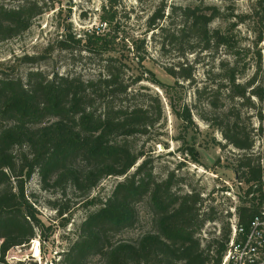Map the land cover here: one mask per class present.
I'll return each instance as SVG.
<instances>
[{
  "label": "trees",
  "instance_id": "16d2710c",
  "mask_svg": "<svg viewBox=\"0 0 264 264\" xmlns=\"http://www.w3.org/2000/svg\"><path fill=\"white\" fill-rule=\"evenodd\" d=\"M105 1L101 26L79 37L65 33L56 39L62 50L83 45L89 53L106 54L103 71L96 78L86 80L59 73L50 76L40 70L20 76L4 71L6 67L14 70L16 62L37 63L44 58L41 55L16 57L14 64L0 62V264H6L5 255L10 249L37 237L45 242L49 234L45 231L51 230L50 226L45 228L27 193V184L35 174L44 189L60 190V198L51 201V206L61 226L72 220L74 198H81L76 204L94 207L55 264H88L96 257L100 264H221L231 236L230 221L224 223L219 236L203 245L204 226L218 218L215 208L204 209L201 192L177 189L174 173L157 180L145 151L133 142L161 124L164 107L158 96L152 103L132 102L136 94L125 79L127 63L123 55L116 54L122 32L117 9L121 0ZM248 1L250 11L236 13L235 4L224 12L218 4L196 0L195 6L173 7V13L180 10L185 20L179 33L166 35L167 28L160 27L171 44L181 45L193 37V48L215 52L223 49L228 55L219 62L216 87H196L195 97L219 109L214 118L207 120L221 129L229 144L242 151L236 163L228 167L247 185V203L237 208L242 224H248L264 205V153L255 154L253 129L245 124L242 111V106L257 107L258 101L259 130L263 131L262 51L257 52L253 74L243 80L250 68V63L245 62L249 49L239 35L240 26L247 24L251 15L264 26V0ZM57 2L61 4L63 0ZM48 9L45 0H0V42L28 31ZM165 10L162 0L161 7L148 20L150 30L159 27L166 17ZM218 19L226 22L225 27L212 28ZM252 29L258 45L264 38L257 33V27ZM133 45L141 48L136 40ZM51 48L48 45L46 51ZM138 57L141 65L144 58ZM167 71L178 80H193L192 70L184 64L170 66ZM146 72L151 74V81L169 91L148 70L134 82L142 81ZM180 100L170 97V104L189 128L194 125L193 115L188 106L177 108ZM192 148L185 153L194 154ZM108 177L123 178L107 197L92 196ZM145 200L151 208V229L135 238L124 237L138 223L137 206Z\"/></svg>",
  "mask_w": 264,
  "mask_h": 264
},
{
  "label": "rangeland",
  "instance_id": "374dc122",
  "mask_svg": "<svg viewBox=\"0 0 264 264\" xmlns=\"http://www.w3.org/2000/svg\"><path fill=\"white\" fill-rule=\"evenodd\" d=\"M48 10L35 19L31 28L22 35L13 39L0 42V62L14 64L16 57L24 55H41L43 59L37 63L16 62L14 70L4 68L6 73L11 75L25 76L30 70H40L52 76L55 73L65 75H76L83 79L96 78L103 71L106 63V54H92L85 50L84 46L71 48L70 50L59 49L56 39L62 34L73 33L78 37L85 31L93 30L101 26L102 7L105 0H63L58 4L57 0H45ZM165 19L159 22V27L150 30L149 18L161 7L162 0H121L118 9V20L122 32L119 38L117 55H123L127 63L125 79L131 84L130 90L136 94L132 99L134 103H152L154 97L158 96L163 103L164 118L159 126H156L146 136H137L133 140L139 150H144L146 157L150 159L155 177L157 180L165 179L170 173H174L176 188L179 190L199 191L205 199L204 209L214 207L217 212L216 220L209 221L204 226L201 234L202 244L205 245L220 235L226 221H230L237 208L247 203V185L239 179L229 165L236 163L242 151L236 149L222 134L221 129L207 119L214 118L219 111L206 104V100H198L195 97L196 87L207 86L215 88L218 79V65L221 59L228 55L222 49L215 51H202L201 47L193 48L196 45L193 37L183 44H171L168 37L162 34L160 27H166L167 33H179L184 26V17L180 10L173 13V7L195 6L196 0H164ZM210 4H218L224 12L227 8L233 7L235 11H250L251 3L248 0H236V2H222L219 0H206ZM10 3V2H7ZM264 10L262 11V15ZM258 17L250 16L247 24L240 26L241 42L249 49L247 51L246 63H250L249 70L243 78L248 79L255 69L258 61L259 50L262 51L264 65V41L256 45V34L253 27H257V33L264 38V26L259 22ZM226 22L215 20L211 27H225ZM138 41L140 49L133 45ZM48 45H52L49 52ZM144 58L140 65L138 61ZM179 63L190 68L193 72V80L177 79L173 77L167 68L179 66ZM144 67V68H143ZM2 68H0L1 72ZM154 73L156 79L169 87L166 92L159 84L150 80L151 74L144 73L140 82H134L138 75L145 71ZM149 77V78H148ZM176 81H179L176 84ZM215 92V91H212ZM224 92H222V96ZM170 97L175 101L180 98L177 108L188 106L191 109L194 125L187 128L186 123L174 113L170 104ZM257 107L247 108L242 106L245 115V124L253 129L256 141L254 152L256 155L264 153V126L263 131L259 130L260 121ZM230 107V105H226ZM263 105H261V108ZM190 147L193 153L186 154ZM198 158V162L195 158ZM264 164V159H261ZM141 162V160H140ZM139 162V163H140ZM137 163V165L139 164ZM137 165L131 170L134 172ZM123 177H108L93 191L92 196L100 195L107 197L116 184ZM27 193L35 203L40 218L45 228L51 227L45 242H41L44 261L55 264L69 245L76 237L79 224L85 219L88 211L93 206H83L81 198L72 200L73 216L71 222L63 227L57 218L56 210L51 206V201L60 198L61 193L55 187L44 189L40 177L35 174L27 184ZM139 221L134 228L127 231L126 238H135L138 235L149 231L152 227L151 208L147 200L138 204ZM37 239H40L38 237ZM29 245L20 254L26 255V262L22 264L37 263L29 259ZM15 248V247H14ZM28 254V255H27ZM39 264V263H37ZM88 264H100L99 258H91Z\"/></svg>",
  "mask_w": 264,
  "mask_h": 264
},
{
  "label": "built area",
  "instance_id": "2783aa9c",
  "mask_svg": "<svg viewBox=\"0 0 264 264\" xmlns=\"http://www.w3.org/2000/svg\"><path fill=\"white\" fill-rule=\"evenodd\" d=\"M230 223L231 236L221 264H264V205L248 224H242L236 212L230 218ZM37 238L31 240L29 244L10 249L5 255L6 264L26 262V255L20 252L28 245L29 259L39 264H54L43 262L41 239Z\"/></svg>",
  "mask_w": 264,
  "mask_h": 264
},
{
  "label": "bare ground",
  "instance_id": "6f19581e",
  "mask_svg": "<svg viewBox=\"0 0 264 264\" xmlns=\"http://www.w3.org/2000/svg\"><path fill=\"white\" fill-rule=\"evenodd\" d=\"M37 241H38V240L36 239V243H37Z\"/></svg>",
  "mask_w": 264,
  "mask_h": 264
}]
</instances>
